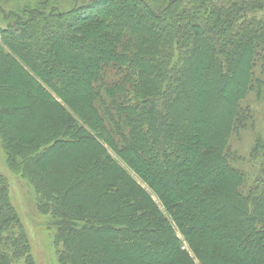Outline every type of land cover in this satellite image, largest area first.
<instances>
[{"label": "trees", "instance_id": "1", "mask_svg": "<svg viewBox=\"0 0 264 264\" xmlns=\"http://www.w3.org/2000/svg\"><path fill=\"white\" fill-rule=\"evenodd\" d=\"M33 2H0V136L58 264H264V139L255 177L230 153L264 0ZM0 264H34L3 177Z\"/></svg>", "mask_w": 264, "mask_h": 264}, {"label": "rangeland", "instance_id": "2", "mask_svg": "<svg viewBox=\"0 0 264 264\" xmlns=\"http://www.w3.org/2000/svg\"><path fill=\"white\" fill-rule=\"evenodd\" d=\"M154 4L161 3L155 10L166 4L167 0H152ZM1 9L7 12L21 13L27 5H34L33 0H2ZM70 2V1H69ZM3 13V14H4ZM4 14V15H5ZM11 21L3 19L0 13V29L11 25ZM25 38V37H24ZM20 38L23 43H28L27 37ZM198 62V61H197ZM199 64V62L197 63ZM259 77V78H258ZM256 80H261V92L256 95L258 88ZM253 90L241 103L242 108H247L249 118L243 130L233 136L230 143V153L244 159L242 163L231 162L232 166L242 170L247 179L257 176L262 168L256 162H249V154L257 139H264V74H253ZM0 177L6 179L8 184V199L13 207L19 224L28 239L29 251L34 264H58L54 246L56 227L54 219L50 215H41L38 212L40 196L29 183L27 178H22L20 170H10L6 161V154L2 148L0 136ZM249 183L247 184L248 188Z\"/></svg>", "mask_w": 264, "mask_h": 264}]
</instances>
